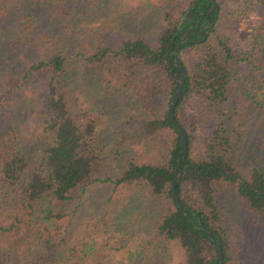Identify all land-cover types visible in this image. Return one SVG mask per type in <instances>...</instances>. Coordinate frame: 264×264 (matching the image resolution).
<instances>
[{
	"label": "trees",
	"instance_id": "1",
	"mask_svg": "<svg viewBox=\"0 0 264 264\" xmlns=\"http://www.w3.org/2000/svg\"><path fill=\"white\" fill-rule=\"evenodd\" d=\"M107 1L0 0V103L39 78L24 101L35 111L30 130L0 117V264H220L203 225L232 264L221 196L264 220L263 149L248 164L238 152L249 92L261 88L264 107V85L239 88L226 29L248 32L256 59L240 60L261 69L264 0H147L150 32L126 23L124 0L111 7L122 17L109 22ZM173 56L186 70L173 109L187 134L176 184L186 214L172 196L180 147L167 115L180 80ZM3 78L13 83L2 87ZM191 97L196 113L185 107ZM199 121L207 125L194 156ZM94 181L112 184L105 209L73 221Z\"/></svg>",
	"mask_w": 264,
	"mask_h": 264
},
{
	"label": "rangeland",
	"instance_id": "2",
	"mask_svg": "<svg viewBox=\"0 0 264 264\" xmlns=\"http://www.w3.org/2000/svg\"><path fill=\"white\" fill-rule=\"evenodd\" d=\"M234 0H227L231 3ZM239 1V0H238ZM241 1V0H240ZM109 8L117 9L121 4L119 0H108ZM237 3V2H236ZM124 14L126 15L127 24L143 25L140 29L144 32H150L151 27L155 24L156 17L153 14L154 7H148L147 0H124ZM109 14V22H116L122 15L119 13ZM230 17V16H229ZM98 25L102 24L100 14L97 19ZM222 24V23H221ZM225 26V25H222ZM229 34V44L233 48L236 58L239 60L233 63V71L236 73V80L239 88L243 91L252 89L249 83L256 82L264 85V64L261 69L257 70L247 61L240 60L241 56L246 54L255 55L250 51L251 38L246 31H234L226 29ZM192 50L188 51V53ZM185 53V55H187ZM38 77H31L30 80L22 81L20 88L15 92L9 104L0 103V117L4 119L5 114L12 115L16 126L24 133L28 132L34 122V108H24V101L29 91L36 85ZM3 83L7 87V81L10 84L12 80L3 78ZM249 81V82H248ZM251 81V82H250ZM260 87V86H259ZM247 98V106L249 109L247 128L244 132V140L240 142L239 154L244 155V164L256 162V151L261 147L263 150L257 152L261 156V161L264 162V107H259L256 104V98L262 99L263 95L261 88L249 92ZM196 99L191 97L190 103H185L190 111L196 113V109H192ZM198 106V105H197ZM24 108V109H23ZM207 123L199 121L197 129L194 130L196 136L192 142V154L200 156V141ZM112 184L108 181H94L86 186L82 201L79 204L77 211L73 216V221L89 220L96 212L100 213L105 209V205L111 195ZM220 212L223 215V225L226 228L227 236L230 240V247L233 253L232 264H264V220L250 214L232 194L226 192L221 196ZM97 214V213H96ZM94 217V216H93ZM116 257H120V252L116 253Z\"/></svg>",
	"mask_w": 264,
	"mask_h": 264
},
{
	"label": "water",
	"instance_id": "3",
	"mask_svg": "<svg viewBox=\"0 0 264 264\" xmlns=\"http://www.w3.org/2000/svg\"><path fill=\"white\" fill-rule=\"evenodd\" d=\"M205 37H206V30L204 29V36L198 40L202 41ZM194 41L195 40H185L184 42L189 43V42H194ZM181 43H182L181 41H179L177 43V45L175 46V50H178L180 48ZM173 59H174V64L180 73V80H179V84L177 86V89L174 91V93L172 94V96L169 99V104L167 107V115L180 132V147H179L178 159H177V163L175 166L174 175H173V179H172V196H173V200H174L176 206L178 207V209L183 214H186V208L182 205V203L179 199L178 192L176 190V184H177V181L179 178V170H180V167L182 164V160H183V158L185 156V152H186L187 134H186L184 127L176 120V118L173 115L174 106L176 105L179 97L182 95L183 90L186 87V85H185L186 70H185L182 62L178 59L177 56H173ZM202 229L208 233V235L210 236V238L214 242V245L216 247L217 260L220 262V264H224L221 242L215 237V235L212 233V231L210 229H208L206 226L203 225Z\"/></svg>",
	"mask_w": 264,
	"mask_h": 264
}]
</instances>
